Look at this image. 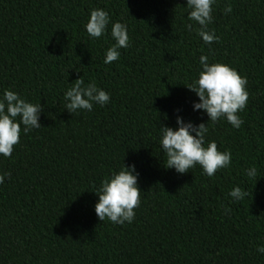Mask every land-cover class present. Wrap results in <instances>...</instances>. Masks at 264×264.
<instances>
[{
  "label": "trees",
  "instance_id": "16d2710c",
  "mask_svg": "<svg viewBox=\"0 0 264 264\" xmlns=\"http://www.w3.org/2000/svg\"><path fill=\"white\" fill-rule=\"evenodd\" d=\"M231 5L232 12L224 13ZM186 0H0V94L40 103L41 128L21 135L11 157L0 156V264H264V0H216L205 44L185 25ZM127 23L129 47L104 64L109 34L90 38L91 9ZM111 25L108 27L110 33ZM235 69L249 98L233 128L209 123L206 142L230 150L231 164L209 178L197 165L167 169L160 127L193 111L186 86L199 57ZM94 82L105 106L70 114L63 92L75 80ZM139 173L140 203L132 223L98 220L94 186L124 166ZM257 168L249 179L245 169ZM239 186L248 196L232 202ZM225 208H230L228 214Z\"/></svg>",
  "mask_w": 264,
  "mask_h": 264
},
{
  "label": "clouds",
  "instance_id": "9594fccd",
  "mask_svg": "<svg viewBox=\"0 0 264 264\" xmlns=\"http://www.w3.org/2000/svg\"><path fill=\"white\" fill-rule=\"evenodd\" d=\"M216 0H186L188 13L185 25L191 31L193 24L197 35L205 44L211 45L218 42L219 37L214 30L209 29L213 22V5ZM225 14L232 12L231 5L224 8ZM111 25L110 33L108 27ZM87 35L92 39H100L109 34L112 45L105 50L104 64H111L120 57V49L129 47L127 23L121 21L112 22L109 13L101 8L91 9L87 22L83 25ZM63 92L62 106L70 114L80 111L91 112L94 105L105 106L110 101V96L94 82L85 84L83 78L75 80ZM247 79L241 77L230 66L214 62L209 63L206 55L199 57V71L186 86L198 97V102L192 105L193 111H201L208 117L205 123L195 124L185 121L182 116H176V126L160 127L159 145L166 160L167 169H174L178 174H185L189 169L197 165L202 169V174L213 177L218 170L230 166L232 153L230 150L219 151L217 143L213 140L206 142V134L209 123H216L225 119L233 128L239 129L243 123L238 113L244 111L249 94L246 90ZM42 105L31 103L17 92L5 89L0 94V156L11 157L14 146L19 143L21 126L23 134L27 135L34 129L41 128L40 116ZM245 175L253 179L257 175V168L250 166L245 169ZM139 173L135 165L124 166L113 171L103 179L99 186H94V193L98 201L94 205V211L99 221L105 220L124 225L132 223L135 218L134 209L139 206L141 190L138 186ZM6 178H11V173L0 175V184ZM232 202H238L248 196L246 190L241 187H233L229 193ZM230 208H225L228 214ZM258 254L264 255V245L256 248Z\"/></svg>",
  "mask_w": 264,
  "mask_h": 264
}]
</instances>
